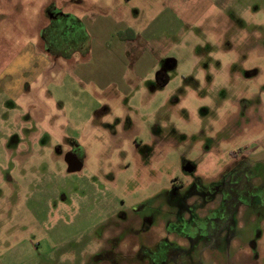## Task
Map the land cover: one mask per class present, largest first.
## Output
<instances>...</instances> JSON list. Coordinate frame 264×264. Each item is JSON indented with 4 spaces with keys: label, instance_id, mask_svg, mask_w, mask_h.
I'll return each instance as SVG.
<instances>
[{
    "label": "rangeland",
    "instance_id": "obj_1",
    "mask_svg": "<svg viewBox=\"0 0 264 264\" xmlns=\"http://www.w3.org/2000/svg\"><path fill=\"white\" fill-rule=\"evenodd\" d=\"M45 1L0 0V264L107 263L135 207L162 212L182 158L264 162V0H48L83 25L70 63L34 51Z\"/></svg>",
    "mask_w": 264,
    "mask_h": 264
},
{
    "label": "flooded vegetation",
    "instance_id": "obj_2",
    "mask_svg": "<svg viewBox=\"0 0 264 264\" xmlns=\"http://www.w3.org/2000/svg\"><path fill=\"white\" fill-rule=\"evenodd\" d=\"M62 4L45 1L39 18L34 51L47 60H74L81 47L83 25L63 10ZM81 42V43H80ZM81 54V53H80ZM157 83L165 80L157 74ZM124 139L141 136L140 128L116 119ZM112 128V127H111ZM115 132H110L113 135ZM120 138V137H119ZM140 158L146 147L135 141ZM56 153L65 170L73 173L85 164L83 148L71 140ZM242 150L218 157L180 161L181 178L162 193V212L157 208L142 217L144 205L135 207L134 219L118 228L109 250L94 260L104 264H264V162L251 160ZM101 256V258L99 257Z\"/></svg>",
    "mask_w": 264,
    "mask_h": 264
},
{
    "label": "crops",
    "instance_id": "obj_3",
    "mask_svg": "<svg viewBox=\"0 0 264 264\" xmlns=\"http://www.w3.org/2000/svg\"><path fill=\"white\" fill-rule=\"evenodd\" d=\"M122 42H124V41H121V40H118L116 43H115V47H114V49L112 50V52L113 53H115V55H116V58H120V59H126V52H127V49H125L123 46H122ZM42 55V54H41ZM43 56V55H42ZM70 62H71V60H70ZM70 62H67L66 61V63H70ZM164 82L162 83V84H158L159 86H162V85H164V84H166L167 83V79L166 78H164Z\"/></svg>",
    "mask_w": 264,
    "mask_h": 264
}]
</instances>
